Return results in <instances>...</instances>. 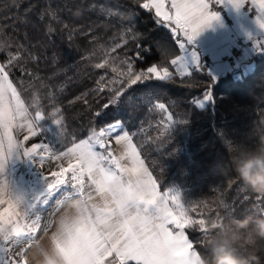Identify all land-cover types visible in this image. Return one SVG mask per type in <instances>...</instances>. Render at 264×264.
<instances>
[{
  "label": "trees",
  "instance_id": "16d2710c",
  "mask_svg": "<svg viewBox=\"0 0 264 264\" xmlns=\"http://www.w3.org/2000/svg\"><path fill=\"white\" fill-rule=\"evenodd\" d=\"M49 9L59 21L46 14ZM50 29L55 31L49 34ZM179 39L186 40L182 35ZM176 40L170 28L155 21L154 10L140 8L136 0H0V43L5 45L0 62L7 58V52L20 49V63L39 76L32 81L18 69L12 73L25 101L37 95L48 116V121H41L43 139L62 148L58 129L49 116L54 108H60L64 117L65 143H70L73 135L86 138L93 127L122 121L161 191H178L186 206L197 208L191 213L193 218L206 221L207 233L186 229L194 248L206 256L210 239L217 232L211 228L217 217L224 220L229 214L239 218L264 214V198H260L264 194L245 185L230 163L236 151L254 150L264 138V50L218 75L203 57L199 66L191 69V77L181 78L170 65L180 54ZM186 47L195 46L186 43ZM138 51L142 60L146 56L154 59L141 66ZM29 53L39 61H32ZM106 56L110 66L95 68ZM129 63L136 72L154 63L169 67L173 79L133 85L118 106L108 110L106 118L95 119L93 113L110 94L91 90L100 77L106 83L116 76L112 67L126 71ZM207 87L211 88V99L199 107L193 101L202 98ZM149 95L152 101L146 103ZM156 103L166 104L168 111L154 107ZM169 112L177 121L171 127ZM183 120L187 122L179 123Z\"/></svg>",
  "mask_w": 264,
  "mask_h": 264
},
{
  "label": "snow or ice",
  "instance_id": "6c2138e0",
  "mask_svg": "<svg viewBox=\"0 0 264 264\" xmlns=\"http://www.w3.org/2000/svg\"><path fill=\"white\" fill-rule=\"evenodd\" d=\"M136 2L148 12L154 10L155 21L170 28L177 36L180 54L170 60V65L179 77H191L184 55L185 44L192 43L204 27L219 19V13L210 10L209 0ZM228 2L237 9L250 2L257 11L256 24L264 29V0ZM215 3H224V0H215ZM46 14L59 21L55 11L49 9ZM44 15L41 14V19ZM54 31L50 29L49 34ZM74 32V29L69 32V39ZM180 35L186 40L179 39ZM4 50L5 45L0 43V51ZM114 51L115 48L111 49L108 55ZM28 55L32 61H39V57ZM137 57L143 59L139 51ZM22 59V52L18 49L7 52V58L0 62V264H28L26 252L33 243H38L34 238L40 231V213L58 194L63 198L56 200L57 209L73 198L78 204L75 215L61 217L59 230L52 235L51 243L59 252L62 264H198L200 255L186 229L195 231L198 228L201 233H207L206 221L193 218L191 213L197 212V208L186 206L178 191L172 188L161 191L158 180L145 166L132 142L133 135L122 121L114 120L99 128L93 127L86 138L77 139L73 135L70 143H65L64 117L60 108H54L49 116L58 129V143L62 148L43 140L25 146L30 138L42 135L41 121H48V116L37 95L26 102L13 82V69L30 76L32 81L39 79L20 63ZM191 61L199 66L195 50L191 53ZM109 66L107 56L94 65L97 69ZM112 72L116 73L113 79L105 83L102 76L97 87L91 90L92 93L107 91L110 94L107 102L93 113L95 119L106 118L108 110L116 108L133 85L173 79L169 67H158L155 63L140 72L134 71L131 63L126 71L112 67ZM211 96V88L207 87L202 98L193 103L200 104L210 100ZM151 101L149 95L145 102ZM84 103L87 105L88 101L85 99ZM154 107L168 111L164 103H156ZM168 121L169 127L177 122L170 112ZM21 132L25 133L22 140L18 138ZM109 137H114L117 145L124 146L118 156L110 149ZM49 159L64 160L66 165L61 163L59 170L47 175L40 172L44 185L42 191L29 192L12 176L10 165L16 160L43 167ZM217 221L211 224L212 229L220 227L223 218L217 217ZM25 241L19 259L7 255L14 246Z\"/></svg>",
  "mask_w": 264,
  "mask_h": 264
},
{
  "label": "clouds",
  "instance_id": "9594fccd",
  "mask_svg": "<svg viewBox=\"0 0 264 264\" xmlns=\"http://www.w3.org/2000/svg\"><path fill=\"white\" fill-rule=\"evenodd\" d=\"M230 163L245 185L264 194V138L254 150L236 151ZM77 207V201L70 200L62 217L74 216ZM59 224L60 221L52 235L58 232ZM208 247L209 254L200 256L198 264H264V214L244 218L227 215ZM33 260L34 264H62L52 243L47 248L38 244Z\"/></svg>",
  "mask_w": 264,
  "mask_h": 264
},
{
  "label": "crops",
  "instance_id": "0c3cea01",
  "mask_svg": "<svg viewBox=\"0 0 264 264\" xmlns=\"http://www.w3.org/2000/svg\"><path fill=\"white\" fill-rule=\"evenodd\" d=\"M224 3L227 7L228 12L234 19V24L236 29L244 36L245 39H251L254 36L264 32V29L260 28L255 22L257 11L255 7L250 4V2L245 3L239 9L233 7L231 3L228 2V0H224ZM247 5L250 6L249 12H244L243 8ZM251 11L253 12L254 16H250ZM189 44H193L195 46L193 49H188V47H186L185 44L184 55L188 61L189 67L197 66V64L192 63L191 61V53L193 50H195V52L198 55V64L200 63L201 58H203L206 54H210L213 57L214 65L211 68V70L213 71L214 74L218 75L231 69V66L225 62L224 58L232 47V38H231V34L228 32V29L225 27V24L221 22L220 18L217 20H213L210 26L204 27V29L195 37L194 41ZM250 53L253 54V51H250ZM24 134H25L24 132L19 133L18 138L22 140ZM41 140L44 141L42 135L39 137H32L25 142V146L30 147L31 144L38 143ZM110 141H111L110 143L111 151L113 152L114 155L118 156L123 151L124 146L122 144L117 145L114 137H111ZM97 150L99 151L100 149L98 148ZM137 150L139 151L138 148ZM25 162L26 161L23 160H16L10 165V170L13 178L23 189L28 188V186L25 184L26 181L24 180L23 174L25 173V171H27L29 164H25ZM124 162L126 163V161ZM61 163H64L66 165V161L59 160V164H57L56 166L58 170H59V165ZM144 164L147 167L145 162ZM46 169L48 170V168ZM85 180L87 181V177H85ZM87 190L88 189L86 188V191ZM173 194H175V192H173ZM62 198L63 197L61 195V199ZM75 199L76 198H73L72 200ZM68 202L69 201H65V203L61 205L58 209H57V204L55 202V206L53 207L51 214L49 215L48 218H45L48 221L47 226L42 225L40 231L37 233L38 236L34 238L35 241L38 243H33L32 247L26 252L28 264H34L33 255L36 251L38 244L41 247H45V248L49 247L51 243L50 237L52 236V233L56 231L58 222L63 216ZM97 202H99L98 199ZM25 244L26 242H22L14 246L12 250L9 253H7V255L19 259L20 256L18 254L20 253L21 249L25 247Z\"/></svg>",
  "mask_w": 264,
  "mask_h": 264
},
{
  "label": "built area",
  "instance_id": "2783aa9c",
  "mask_svg": "<svg viewBox=\"0 0 264 264\" xmlns=\"http://www.w3.org/2000/svg\"><path fill=\"white\" fill-rule=\"evenodd\" d=\"M210 9L219 13V18L228 32L231 34L232 47L225 56V62L231 67L237 66L241 61L247 59L251 54L250 51L256 52L264 50V32L254 36L251 39H245L244 36L236 29L234 19L227 10L225 3H215V0H209ZM250 6L247 5L243 8L244 12H249ZM250 16H254L251 11ZM259 42V44L257 43ZM206 64L212 68L214 59L210 54L204 56Z\"/></svg>",
  "mask_w": 264,
  "mask_h": 264
},
{
  "label": "rangeland",
  "instance_id": "374dc122",
  "mask_svg": "<svg viewBox=\"0 0 264 264\" xmlns=\"http://www.w3.org/2000/svg\"><path fill=\"white\" fill-rule=\"evenodd\" d=\"M154 59L153 56H146L144 60L139 61V64L141 66H146L148 65L152 60ZM190 69H193L194 67H189ZM209 100H205L202 101L200 104H198L199 107H205L208 104ZM111 137H109L110 140ZM44 142H46L44 140ZM111 143V141H110ZM25 164H29L27 171H25V173L23 174L24 176V181L25 184L28 186V188H25V190L29 191V192H39L42 191L44 185H43V180H42V176L41 173L47 175L49 172L51 171H55V168L57 166V164H59V160H46L44 162L43 167L40 166H35L33 165L30 161L25 162ZM48 168V170L46 169ZM56 170H58L56 168ZM61 199V194H58L52 201H50L49 206H46L45 210L41 211L40 216H41V220H40V228L41 226H47L48 221L45 218H48L49 215L52 212L53 207L55 206V202L56 200ZM182 200V199H181ZM182 202L184 203V201L182 200ZM38 236V234H36L35 238ZM26 242V241H25ZM27 243V242H26Z\"/></svg>",
  "mask_w": 264,
  "mask_h": 264
}]
</instances>
